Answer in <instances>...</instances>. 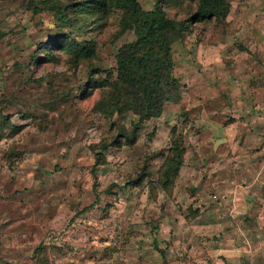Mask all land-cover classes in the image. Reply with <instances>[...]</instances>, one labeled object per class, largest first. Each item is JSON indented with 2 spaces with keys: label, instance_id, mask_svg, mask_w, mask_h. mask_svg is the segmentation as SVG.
<instances>
[{
  "label": "rangeland",
  "instance_id": "1",
  "mask_svg": "<svg viewBox=\"0 0 264 264\" xmlns=\"http://www.w3.org/2000/svg\"><path fill=\"white\" fill-rule=\"evenodd\" d=\"M137 3L0 0V264H264V0ZM158 10L184 93L131 143L116 56Z\"/></svg>",
  "mask_w": 264,
  "mask_h": 264
},
{
  "label": "trees",
  "instance_id": "2",
  "mask_svg": "<svg viewBox=\"0 0 264 264\" xmlns=\"http://www.w3.org/2000/svg\"><path fill=\"white\" fill-rule=\"evenodd\" d=\"M128 1L129 4L138 5L137 0ZM224 3L225 0H202L199 12L205 16L220 15ZM140 14V18L135 20L136 40L122 46L116 56L118 75L110 92L116 112H132L139 117L131 143L136 142V134L142 123L160 117L166 105L179 104L184 93L174 76L172 40L167 37L175 24L169 22L161 10L141 11ZM184 28L185 22H181L178 32L182 33ZM181 140H174L171 147L178 156L176 163L174 160L167 168L170 176L179 174L183 165L181 155L185 148ZM106 149L107 146H103L102 150ZM99 163L100 158L97 159ZM166 179L168 182V177Z\"/></svg>",
  "mask_w": 264,
  "mask_h": 264
}]
</instances>
